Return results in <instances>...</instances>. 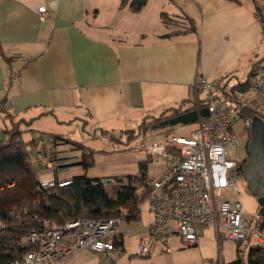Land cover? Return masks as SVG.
Returning <instances> with one entry per match:
<instances>
[{"label":"crops","instance_id":"1","mask_svg":"<svg viewBox=\"0 0 264 264\" xmlns=\"http://www.w3.org/2000/svg\"><path fill=\"white\" fill-rule=\"evenodd\" d=\"M42 5L44 21L38 14ZM161 13L170 19L185 15L192 30L162 37L186 24L167 25ZM262 64L264 0H147L138 11L120 0H0V127L19 131L24 142L34 140L31 160L40 181L85 174L80 148L51 136L77 141L64 126L74 122L78 129V121L86 125L90 119L112 129L169 114L179 104L187 109L204 95L194 87L197 78L210 80L214 94H222ZM257 112L264 119V91ZM4 132L1 139L9 136ZM50 144L54 152H46ZM166 166L159 163L157 175ZM236 176L244 218L249 221L250 213L258 220L257 199L242 172ZM225 196L233 198L229 191ZM138 210V221L119 225L123 250L111 264H228L252 245L206 226L194 245H185L172 230L138 256L135 248L152 220L147 198ZM62 264L102 263L83 250Z\"/></svg>","mask_w":264,"mask_h":264},{"label":"built area","instance_id":"2","mask_svg":"<svg viewBox=\"0 0 264 264\" xmlns=\"http://www.w3.org/2000/svg\"><path fill=\"white\" fill-rule=\"evenodd\" d=\"M46 13L45 5L38 7L41 21L45 20ZM194 87L207 98L208 115L198 117L197 127L187 135L173 134L165 141L139 144L143 152L162 159L167 166L147 181L152 220L147 236L135 248L138 256H146L152 244L172 230L184 244L194 245L206 226L222 228V236L227 240H253L261 247L264 245V231L251 226L244 218L238 198L235 177L240 173L242 161L227 157L229 146L237 140L234 123L240 119L244 129L250 125L251 118L242 119L241 112L259 110V95L264 91V64L253 70L246 89L226 87V99L216 96L213 83L204 77L197 78ZM46 152H54V146L50 144ZM40 182L48 188L65 186L72 180ZM227 191L233 198L225 196ZM22 211L26 213L27 208L23 207ZM11 213L19 215L16 209ZM122 222L121 217H76L61 224L45 219L41 227L24 237L31 248L9 264H62L64 259L77 256L83 250L92 252L102 264H111L123 250L119 232Z\"/></svg>","mask_w":264,"mask_h":264},{"label":"trees","instance_id":"3","mask_svg":"<svg viewBox=\"0 0 264 264\" xmlns=\"http://www.w3.org/2000/svg\"><path fill=\"white\" fill-rule=\"evenodd\" d=\"M146 1L120 0V5L129 4L132 11H138L146 4ZM234 1L239 2L240 0ZM178 16L180 19H170L166 13H161L162 21L167 25L180 26L181 23H185L187 27H183V29L180 26L177 30L165 33L162 37L192 30V22L185 15L179 14ZM251 75L252 73L245 82L232 86L233 90L246 89ZM217 95L222 99L227 98L224 96V91ZM206 99L204 95V98L194 100L192 107L183 110L179 104L171 108V113L164 112L160 116L144 122V128L150 130L151 124L180 113L190 110L199 111L206 106ZM184 103L182 102V104ZM255 114L261 116L258 112L245 110L241 112L240 117L242 119L251 118ZM172 127L154 130H159L168 137L173 135ZM4 131L3 129L2 133ZM6 132L9 136L0 138V264H9L21 256L24 251L29 250L31 245L25 241L24 237L31 230L41 227L42 221L45 219L57 224L76 217L91 219L121 217L127 223L138 221V205L147 198L149 193L147 181L150 177L146 175L147 166L144 161L139 162V169L134 175L114 177L118 187L111 191L105 188L103 177H88L86 174L70 178L71 184L44 188L37 177V168L31 160L34 153L30 151L36 144H34V140L24 142L19 138V131L17 133L14 130ZM51 136L80 148V164L85 172L94 165L96 150L73 141L69 137L57 134ZM23 207L27 208L26 213H23ZM14 209L19 211L18 216L11 213ZM253 227L264 231V215L258 214V220ZM228 264H264V245L262 247L256 243L250 245L246 256H243L239 251L236 259Z\"/></svg>","mask_w":264,"mask_h":264},{"label":"rangeland","instance_id":"4","mask_svg":"<svg viewBox=\"0 0 264 264\" xmlns=\"http://www.w3.org/2000/svg\"><path fill=\"white\" fill-rule=\"evenodd\" d=\"M218 94H220V90ZM200 96L202 98L204 97L203 94ZM87 120L88 124L86 125H82L83 122L78 121V129H75L74 122L64 127L65 130L67 129L72 132L70 136L73 139L97 151L94 157V165L91 166L85 174L88 177H103L105 179V188L108 191L118 187V183L115 181L114 177H126L127 175H134L137 173L140 162H137L139 159V157H137L138 155H141V158H143L141 161H144L147 166L146 175L148 177L158 174L157 167L159 163L165 164V161H162L156 156L149 155L139 148V144L142 141H165L167 138L165 136L166 134L159 130L145 129L144 122L147 120L144 122L141 120L130 121L127 122L128 124L117 125L112 129H108L110 126L97 125L90 119ZM196 127V123L176 124L172 127V132L175 134L187 135ZM233 129L237 135V140L229 146L227 157L231 160H236L243 151L242 137L247 135L248 138V131L243 128L240 119L234 123ZM22 137L24 138L25 136L23 135ZM244 154L247 156L245 151ZM235 180L237 184L241 179L236 176ZM250 216L251 214L248 213L246 218L250 221L251 226H255L256 220ZM249 241L248 244H254L253 240Z\"/></svg>","mask_w":264,"mask_h":264},{"label":"water","instance_id":"5","mask_svg":"<svg viewBox=\"0 0 264 264\" xmlns=\"http://www.w3.org/2000/svg\"><path fill=\"white\" fill-rule=\"evenodd\" d=\"M206 115H208L206 107L199 111L190 110L153 123L149 129H167L176 124L195 123L199 116ZM247 131V158L240 172H242L246 186L257 199L259 215H264V119L257 114L253 115Z\"/></svg>","mask_w":264,"mask_h":264},{"label":"bare ground","instance_id":"6","mask_svg":"<svg viewBox=\"0 0 264 264\" xmlns=\"http://www.w3.org/2000/svg\"><path fill=\"white\" fill-rule=\"evenodd\" d=\"M67 185V184H66Z\"/></svg>","mask_w":264,"mask_h":264}]
</instances>
